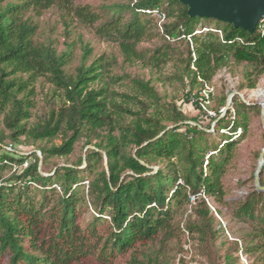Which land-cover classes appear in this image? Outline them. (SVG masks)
<instances>
[{
	"label": "trees",
	"instance_id": "obj_1",
	"mask_svg": "<svg viewBox=\"0 0 264 264\" xmlns=\"http://www.w3.org/2000/svg\"><path fill=\"white\" fill-rule=\"evenodd\" d=\"M76 1L0 0V258L6 264H114L128 256L125 264H190L199 255L209 264H238L242 251L248 257L259 253L264 264V192L254 187L246 199L228 202L223 184L236 147L261 117L260 105L235 95L220 118L228 95L214 97L221 143L189 122L176 102L164 101L150 80L112 75L116 57L101 55L88 64L93 48L86 44L81 64L70 73L71 43L60 52L53 40L35 39L39 18L56 8L66 29L78 22L117 44L126 65L162 73L172 64L178 71L167 79L189 87L190 102L203 87L199 77L215 87L216 75L231 63L248 67L242 89L255 88L264 75V32L190 17L180 0H123L100 10ZM156 7L167 17L164 33L141 11ZM203 26L222 36L195 33ZM184 34L191 35L196 59ZM149 42L154 45L143 46ZM126 77L131 91L120 93L114 85L126 84ZM39 82L51 84L59 101L43 116L36 112ZM229 127L232 132L220 133ZM237 129L242 133L232 139ZM59 137L61 144L50 145ZM84 137L92 147L79 165L47 169L52 158L72 155ZM31 142L40 143L43 171L38 152L24 149ZM210 198L234 206V218L248 222L251 231L230 239ZM90 207L97 215L87 220ZM189 210L195 218L181 226ZM179 235L181 256L168 257L169 237ZM220 236L231 246L223 257L216 245Z\"/></svg>",
	"mask_w": 264,
	"mask_h": 264
},
{
	"label": "rangeland",
	"instance_id": "obj_2",
	"mask_svg": "<svg viewBox=\"0 0 264 264\" xmlns=\"http://www.w3.org/2000/svg\"><path fill=\"white\" fill-rule=\"evenodd\" d=\"M115 2H123V0H77V4L85 5L90 4L97 10L102 9L104 4H112ZM39 29L38 33L35 37L38 41L45 42L47 40H53L56 42L58 51H63L66 49L68 43L73 45L74 56L72 62L68 66V71L70 73L76 72V67L81 64L82 55L84 53V46L86 44H90L93 48V54L90 56L88 64H91L97 57L101 55H106L109 57H116L118 59V65H116L112 69V75H131L132 77H140L145 79L146 81H151L152 84L156 87L160 96L164 101L167 102H176L178 107L186 113L189 122L193 124H198L200 127L204 128L208 132L214 133L215 136L218 137L221 143L225 141L222 140V136L219 135L218 131H216L217 121L224 117L225 114H221L220 118L217 119L219 113L216 107V101H212L210 104L209 110L214 112L215 114H209L208 112H203L199 108L195 106V104L190 101L187 102L186 94L190 92V88L179 82H170L168 77L175 74L178 69L172 64L168 65L164 68L162 73H157L151 71L149 68H144L140 64L135 65H126L123 62V57L120 52V49L117 44L113 42H109L97 37L93 31V29L80 24L78 22H74L70 25L69 29H66L65 24L63 23V14L58 11L56 8H52L44 12V14L39 18ZM202 24H216L215 20H203ZM71 23V22H70ZM258 29L256 32L258 33ZM154 42L144 43L143 46H152ZM248 67L243 64L231 63L229 66L223 68L218 72L214 79L215 83V94L214 97H220L222 93L228 95V98L233 94L239 95L244 101H248L249 103H256L261 106L264 99V75L259 79L257 86L255 88H246L242 89V84L244 83L245 72ZM124 83L120 82L119 84H115L114 87L120 93L131 91V84L129 79L126 77L124 79ZM98 82H95L91 85V87H97ZM38 108L36 110L37 115L43 116L49 112V109L52 106L58 105L59 101L56 96H54L53 86L51 84L45 82H39L38 85ZM261 89V90H260ZM197 90L195 89L192 94H195ZM262 92V93H261ZM216 100V99H215ZM231 105V104H230ZM223 108L220 109V112ZM227 111V110H226ZM129 121V120H128ZM3 125L1 124L0 127ZM224 131V133L229 134L231 131L230 127L226 130H221L220 133ZM242 133L241 130L237 129L236 132L231 136L232 139H237L239 134ZM62 138L59 137L54 140L52 144H61ZM40 143L31 142L27 148H24L28 154H32L34 152L40 151L38 145ZM92 147V146H89ZM86 138L84 137L75 147V151L72 155L68 157H57L52 158L48 162L47 169L52 170L55 169L57 165H79V160L81 157L86 156L87 149ZM264 148V126L261 121V117L255 118L251 121L249 129L247 131L246 138L242 140L236 150L234 152V156L232 160L227 164L225 168V174L223 177V184L226 191L225 200L228 202H239L241 200L246 199V197L254 191L255 187V172L258 166V160L260 154ZM132 153H134V149H130ZM32 161V158L29 159V162ZM43 163V158H42ZM107 162V157H105V165ZM86 166L84 163L83 167ZM155 170L158 169L157 166H154ZM43 166H41V170ZM43 171V170H42ZM10 174L4 176V178L8 177ZM2 181V180H0ZM256 189V188H255ZM210 203L212 204V208L214 209L216 215L222 217L227 224L229 222L228 232L232 237H243L247 232L251 231L252 226L248 222L239 221L234 218L233 213L235 210L234 206H227L223 203L216 202L213 198H210ZM97 215L94 207H90L89 211L85 214V218L90 220L92 216ZM107 217V216H106ZM188 218H195V215L191 210H189L185 215L180 218L181 226L185 224ZM230 227V228H229ZM227 233V232H226ZM230 237V236H229ZM170 242L168 244V257H180V242L182 237H169ZM158 244V243H155ZM217 248L219 250V255L223 257V255L228 251L231 247L228 243H226L222 236H220L216 242ZM189 247V246H188ZM190 248V247H189ZM195 255L194 250L190 251V254L187 257ZM251 255L248 257L246 255L248 264H261V261L257 260V255ZM128 256L126 258H118L114 264H125ZM242 259V258H241ZM244 260V259H243ZM238 264H247L246 261H243ZM178 262V259L176 263ZM0 264H6L2 258H0ZM190 264H209L205 258L199 255H195V260L190 262ZM221 264H228L222 259Z\"/></svg>",
	"mask_w": 264,
	"mask_h": 264
},
{
	"label": "water",
	"instance_id": "obj_3",
	"mask_svg": "<svg viewBox=\"0 0 264 264\" xmlns=\"http://www.w3.org/2000/svg\"><path fill=\"white\" fill-rule=\"evenodd\" d=\"M180 2L189 7L190 17L217 19L234 25L236 29L248 30L252 34L256 32L259 22L264 18V0H180ZM235 95L236 93H233L228 98L227 109ZM261 121L264 126V104H262ZM38 154L42 158L41 151H38ZM263 166L264 148L255 172V188L262 192H264V186L261 185Z\"/></svg>",
	"mask_w": 264,
	"mask_h": 264
},
{
	"label": "built area",
	"instance_id": "obj_4",
	"mask_svg": "<svg viewBox=\"0 0 264 264\" xmlns=\"http://www.w3.org/2000/svg\"><path fill=\"white\" fill-rule=\"evenodd\" d=\"M133 2L136 3L137 0H133ZM141 11L144 12L145 14L153 16L157 20L158 27H159L160 31L162 33L165 32V24L167 22V17H166L165 12L160 7H156V8H153V9L152 8L151 9L150 8H146V9H142ZM257 29L259 31H261V32H264V18L259 22V24L257 26ZM208 31L217 32L218 34H220L222 36V31L221 30L215 29V28L209 27V26L200 27V28H198L195 31V33L200 34V33H205V32H208ZM182 37L188 39L189 41H191L192 50H193V58L196 59L197 55H196L195 47H194L193 42L191 40V35H185L184 34V35H182ZM167 38L170 39V37L168 35H167ZM192 68L194 70H196L194 62L192 63ZM199 80L203 82V87L199 91L198 97L192 96V100L191 101L193 103H198L199 109L201 111L208 112L209 114H215L214 112L209 110L210 104H211V102L213 101V98H214L215 87L211 83L204 82L203 79L200 78V77H199ZM246 102L249 103L248 101H246ZM226 110H227L226 108H223L220 113L221 114H225L227 112ZM239 130H241V129H239ZM26 165H27V163L25 164V166ZM192 201L193 202L195 201L194 197H192ZM219 218L222 220V218L220 216H219ZM222 222H223V226L226 228V232H227L228 236H230L229 238L230 239H234L231 236V234L228 232L227 224L225 223V221L222 220ZM240 256H241L242 260L244 259L243 261H246V263H247V259L245 258V256H244L242 251L240 252Z\"/></svg>",
	"mask_w": 264,
	"mask_h": 264
},
{
	"label": "bare ground",
	"instance_id": "obj_5",
	"mask_svg": "<svg viewBox=\"0 0 264 264\" xmlns=\"http://www.w3.org/2000/svg\"><path fill=\"white\" fill-rule=\"evenodd\" d=\"M261 90V89H260ZM262 93V92H261ZM264 93V92H263ZM263 104H264V99H263V102H262Z\"/></svg>",
	"mask_w": 264,
	"mask_h": 264
}]
</instances>
